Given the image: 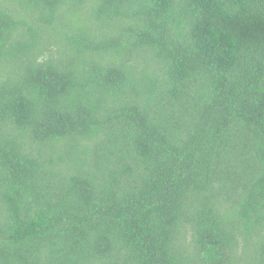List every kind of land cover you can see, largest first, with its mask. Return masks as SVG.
Instances as JSON below:
<instances>
[{
	"label": "trees",
	"instance_id": "trees-1",
	"mask_svg": "<svg viewBox=\"0 0 264 264\" xmlns=\"http://www.w3.org/2000/svg\"><path fill=\"white\" fill-rule=\"evenodd\" d=\"M0 264H264V0H0Z\"/></svg>",
	"mask_w": 264,
	"mask_h": 264
}]
</instances>
